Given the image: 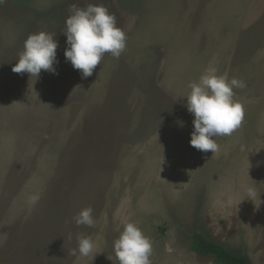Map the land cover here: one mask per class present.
<instances>
[{"label": "rangeland", "instance_id": "1", "mask_svg": "<svg viewBox=\"0 0 264 264\" xmlns=\"http://www.w3.org/2000/svg\"><path fill=\"white\" fill-rule=\"evenodd\" d=\"M73 4L103 5L126 34L87 78L64 56ZM41 31L58 42V74L14 73ZM209 68L245 84L243 119L214 153L190 146L186 107ZM89 207L94 224L77 225ZM128 222L150 264H214L191 250L194 233L264 264V0H0V264H119Z\"/></svg>", "mask_w": 264, "mask_h": 264}, {"label": "clouds", "instance_id": "2", "mask_svg": "<svg viewBox=\"0 0 264 264\" xmlns=\"http://www.w3.org/2000/svg\"><path fill=\"white\" fill-rule=\"evenodd\" d=\"M66 45L64 56L84 78L93 74L104 54L110 53L119 58L126 47V34L116 26V18L103 5L89 4L80 8L73 4L66 19ZM58 42L51 33L41 31L30 34L19 53L18 61L12 67L17 74L28 73L38 77L41 70L56 72ZM245 84L236 78L229 80L217 75L214 68L206 69L197 82L188 85L186 97L187 111L193 115V131L190 146L202 152L218 150L214 137L230 135L243 119V107L234 99V88ZM181 126L183 124L181 123ZM249 196L254 189L249 188ZM38 199L33 198V202ZM92 208L82 209L74 220L77 225L92 226ZM6 238V234H0ZM78 251L88 256L94 241L91 237H77ZM151 241L134 222L123 226L119 237L114 241V253L119 264H150Z\"/></svg>", "mask_w": 264, "mask_h": 264}, {"label": "trees", "instance_id": "3", "mask_svg": "<svg viewBox=\"0 0 264 264\" xmlns=\"http://www.w3.org/2000/svg\"><path fill=\"white\" fill-rule=\"evenodd\" d=\"M191 250L202 257H213L214 264H250L244 256L234 254L224 246L208 240L201 233L192 235Z\"/></svg>", "mask_w": 264, "mask_h": 264}]
</instances>
